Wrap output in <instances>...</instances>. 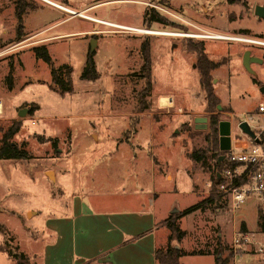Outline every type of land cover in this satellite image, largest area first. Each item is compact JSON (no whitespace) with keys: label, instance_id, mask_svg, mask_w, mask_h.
<instances>
[{"label":"rangeland","instance_id":"obj_1","mask_svg":"<svg viewBox=\"0 0 264 264\" xmlns=\"http://www.w3.org/2000/svg\"><path fill=\"white\" fill-rule=\"evenodd\" d=\"M25 1L33 9H27L22 15L20 38L14 0H0V138L12 121H20L19 131L11 140L18 145L25 142L29 154L25 159H0V222L10 220L13 232L26 239L23 240L25 249L41 251V247L37 249L26 242L32 241L33 231L42 230L48 216L68 212L65 203L69 206L73 193L80 187L88 192L85 170L75 173L81 163L93 173L91 206L94 209L140 208L130 203L134 200L130 192L122 190L125 180L119 175L95 174L94 168L102 161L106 169L113 167V163L127 167L132 151L124 146L114 151V140L132 133V127L136 126L133 122L140 118L137 113L142 108L152 116L155 114L156 119H171L176 113H182L184 122L177 126L176 141L185 158V153L194 151L203 155L204 160L198 164L188 160L184 171L191 179L195 195L187 189L186 178L178 181L182 194L177 196L180 211L174 213L177 217L172 219V227L185 234L177 241L175 232L171 234L172 228L166 225L162 232L167 238L173 237L165 246L180 243L188 251L182 257L186 264H212L216 258L208 253V247L221 241L223 254L229 253L231 234L239 231L241 224L255 241L263 244L258 214L264 213V202L255 195H247L237 206L232 204L229 193L219 187L224 180L217 181L214 176L220 171L213 166L215 156L221 154L219 135L215 148L207 141V131L211 116H216L218 121H230L234 140L245 138L236 124L244 118L243 112L252 113L264 122L257 111L259 105L264 106V94L260 91L261 85H257H264V45L252 43L264 42V19L253 14L254 6L264 5V0H240L234 4L226 0H52L107 23L132 26L133 30L81 17L44 0ZM151 7L166 18L165 24L152 23L148 27L142 24L144 11ZM135 28L178 35L149 34L137 32ZM212 34L227 38L205 39ZM145 37L150 41L152 71L149 95L141 99L145 79L139 71L140 43ZM187 41L202 42L208 58L221 61L208 76L209 87L217 97L212 114L207 110L206 93L199 83L196 55L186 49ZM36 45L46 47L55 68L61 72L63 67L70 68L71 90L60 93L50 89L51 66L35 58L32 47ZM245 50L262 59L250 64L252 73L242 64ZM89 51L93 53L95 80L81 77ZM9 71L13 79L11 89L5 81ZM160 93L177 99L176 106L168 113L158 109L157 100H153ZM35 106L38 108L30 113L28 109ZM22 108L26 109L24 115H17ZM193 117H207V127L194 129ZM140 128L132 145L136 140L144 144L149 141L146 123ZM94 133L107 140L96 144ZM37 136L56 140V148L50 141H39ZM172 153L170 149L167 155ZM181 167L175 164L178 170ZM52 168L56 170L55 180L50 172ZM197 202L201 203L198 209L181 214ZM28 211L33 212L30 218ZM21 222L27 226L22 227ZM10 235L6 225H0V264L12 263L3 250L5 246L18 249ZM250 259L254 258L243 254L237 262L251 264ZM232 261L228 264H233Z\"/></svg>","mask_w":264,"mask_h":264},{"label":"crops","instance_id":"obj_2","mask_svg":"<svg viewBox=\"0 0 264 264\" xmlns=\"http://www.w3.org/2000/svg\"><path fill=\"white\" fill-rule=\"evenodd\" d=\"M44 1L76 15L82 12H77L69 7L57 4L52 0ZM61 21L62 20L58 22ZM101 21L96 22L126 29H134V27L128 25L112 24ZM205 39L216 40L220 38ZM185 55L187 56V54ZM188 64H190V61H188ZM190 75H192V73ZM164 93L157 94L153 100L154 102L157 100L156 106L158 109H165L168 113L171 107L176 106L177 99H175L173 95L167 94V96H165ZM162 98H165L164 103L161 102ZM1 107L2 104L0 102V110ZM180 108V106H177L179 111H181ZM211 113L212 112H210V114ZM137 114L140 118L134 120L133 123H136V126L132 127V133L127 137L124 135V138L117 137L114 140V151L119 150V147L122 148L123 146L132 151V156L128 158V163L126 164L127 167H118L117 164L113 163V167L106 169L102 167L101 164H105L104 161H102L99 166H95L94 173L98 175L101 173H108L113 176L119 175L121 179L126 182L122 190L124 192L127 191V194L130 192L131 198L134 199L130 203L132 205H139L140 208H138V206L137 208L128 207L114 211L94 209L91 206L93 201V199H91L93 196L91 191L94 190L91 183V180L94 179L93 173H89L88 171L91 168L81 163L75 169V173H77V170H82V172L85 170L83 175L85 181L88 183V192L85 193L80 187V191L77 190L73 193L69 206L65 203L68 212L48 216L44 220V228L42 230L36 229L33 231L34 233L30 236L32 241L27 239L26 242L29 244L32 243L37 249L41 247V251L32 248H27L28 250H26L23 245V240L25 241L26 239H22L18 234L13 232L9 224L10 220L3 223L2 221L0 222V225H6L11 234L10 237L14 241V245L17 246L18 251L22 252L28 258L29 264H159L155 259V250L166 247L167 241L172 240L167 238L162 230H166V222L170 218V215L180 211V204L177 199V196L181 194L178 181H183V178H186L188 185L187 189L192 192V195H195L192 191L191 179L184 171L186 172L188 160L196 164H198V162H195L189 156L193 151L187 155L185 153L187 157L185 158L181 145L176 141L177 126L179 124L182 125L184 122L182 120V113H176L171 119H156L155 114L152 116L150 112H144L142 108ZM243 114L246 113L243 112ZM247 114L252 115V113ZM260 115L263 116L261 113ZM195 118L196 117L192 118L193 128L200 130L195 127L197 125L194 122ZM144 122L146 126H148L150 133L149 141L147 144H144L136 140L137 143L132 145L133 140L140 132L141 124H144ZM92 137L96 144L103 140H107V137H98L95 133L92 134ZM233 141L234 139L231 133L230 145ZM170 149L173 153L168 156L167 154L170 153ZM225 151L226 150H224V154ZM113 152H109V154L112 155ZM224 154L215 156L214 162L222 163L219 157ZM176 160H179L181 163L175 162ZM141 161H143V164H141ZM176 163L183 165V167L178 170V168H175ZM213 166L216 167L215 164ZM50 172L53 174V179L55 180L57 176L56 170L52 168ZM216 174L218 181L220 173L218 174L217 172ZM145 194H148L146 200ZM28 213H30L28 217H32L33 212L31 213L28 211L27 214ZM15 225L18 226L17 223H15ZM21 225L22 227L27 226L24 222H21ZM232 230L234 231L235 227H233ZM35 233L36 235H34ZM233 233L231 234L230 244ZM220 243L218 241L216 246L213 245L211 248L208 247V253L210 254L211 252L215 258H223L228 254H223ZM172 246L182 249L180 243H175ZM182 251L186 254L188 253V251H184L183 249ZM243 254L246 256L250 255L254 258L249 260L251 264H264V256H256L254 253L249 252ZM183 255L180 256L179 262L186 264L182 261ZM229 260H232V257H230ZM11 261V264H16L14 260L11 259ZM232 262L234 264V260ZM235 263L240 264L237 262V258ZM212 264H215V262L213 261Z\"/></svg>","mask_w":264,"mask_h":264},{"label":"trees","instance_id":"obj_3","mask_svg":"<svg viewBox=\"0 0 264 264\" xmlns=\"http://www.w3.org/2000/svg\"><path fill=\"white\" fill-rule=\"evenodd\" d=\"M229 4L239 3L240 0H226ZM27 9H33V6L29 3H27L25 0H14V10L15 15L17 18V21L19 23V26L17 28V37L22 36L21 33V21H22V15L27 11ZM167 22L166 18L156 9L153 7L148 8L144 11L143 17H142V24L146 27H148L152 23H160L165 24ZM184 32V30H181ZM19 39V38H18ZM185 47L188 51L194 53L196 55V64L197 68L200 74V80L199 83L201 87L203 88L204 92L206 93V105L207 110L211 112L213 109V106L217 103V98L212 92L211 88L209 87L208 82V76L211 69L215 68L216 66L221 64V61L215 62L212 59L208 58L207 53L204 50V46L202 42H190L187 41L185 43ZM32 52L35 56V58L40 59L44 61L45 63L49 64L51 66V83H50V89L53 91H58L60 93H64L66 91L71 90V79H70V68L69 67H63V71L61 72L57 68L53 66L52 59L48 54V51L44 45H36L32 47ZM93 53L91 51L88 52L85 62V67L82 72L81 77L83 79L87 80H95L97 78V73L95 70V65L93 63L92 59ZM140 56L142 59L139 71L142 72V76L145 79V87L140 95V98L143 99L145 94H149L150 86H151V71H152V61H151V47H150V41L148 37H145L141 43H140ZM64 72V73H63ZM6 86L8 89H11L13 87V79L11 72L9 71L7 76L5 77ZM257 83V81H254ZM37 108L35 106L34 108H30L29 112L31 113ZM218 118L216 116H211L208 124V131H207V141L210 144V146H213L216 148L217 145V137H218ZM20 121H12L11 124L6 128V130L3 132L0 138V159H25L28 158L29 154L27 150L25 149V142H21L19 145L12 141L11 138L14 134H16L19 131L20 127ZM37 139L39 141H50L54 148H56V140H53L51 138L44 139L43 136H37ZM218 150V147H217ZM221 154H224V151H221ZM189 156L198 163H203V155H199L196 152H192L189 154ZM215 168L220 169L222 167V163L215 162ZM221 172L218 171V174ZM215 178L217 179V174L215 173ZM213 197V195H212ZM211 197V198H212ZM212 199H205L204 201H208ZM201 205V203H198L196 205H193L185 210L182 211V215L192 212L193 210L198 209V207ZM174 217H177V215L174 216V214L170 215V218L166 222V225L168 227H171V234L175 232L176 240L180 237H182L185 234V231L178 230L177 228H173V222L172 219ZM170 229V228H169ZM258 230L259 232L264 233V213L259 212L258 214ZM173 231V232H172ZM241 232H246L245 225L241 224L240 227ZM173 235H170V239H172ZM7 255L15 261L16 264H29L28 258L20 251H18L16 248H10L5 246L3 249ZM184 252L180 248H176L170 244L166 247V249H156L155 250V259L159 264H182L179 262L180 256H182ZM230 257H232L230 251L229 253L221 258L216 257L215 264H227Z\"/></svg>","mask_w":264,"mask_h":264},{"label":"built area","instance_id":"obj_4","mask_svg":"<svg viewBox=\"0 0 264 264\" xmlns=\"http://www.w3.org/2000/svg\"><path fill=\"white\" fill-rule=\"evenodd\" d=\"M180 35L189 36L186 33ZM257 41V40H256ZM252 43L263 44L257 41ZM258 112L264 120V106L259 105ZM244 118L236 122H246L254 133L251 138L247 135L245 139L234 140L229 149L225 151L222 159L220 179L224 184L219 187L227 191L232 204L237 206L247 195H255L264 202V122L251 114H243ZM248 250L256 256H264V243L255 241L253 235L247 232L234 231L230 244V253L234 264L236 258Z\"/></svg>","mask_w":264,"mask_h":264},{"label":"water","instance_id":"obj_5","mask_svg":"<svg viewBox=\"0 0 264 264\" xmlns=\"http://www.w3.org/2000/svg\"><path fill=\"white\" fill-rule=\"evenodd\" d=\"M253 14L261 19H264V5H255L253 9ZM93 45L90 46V50H93ZM259 59L256 57H252V54L249 50H245L242 55V64L244 69L252 73L250 69V64L252 62H258ZM260 91L264 94V85L260 86ZM218 109H220V106H217ZM26 112L25 108H22L18 111V115L22 116ZM194 122L197 124L195 127L199 129H205L207 127V117H196L194 119ZM230 121L228 120H221L218 122V135H219V149L221 151L228 150L230 147ZM238 128L242 131L244 135H247L249 137H253L254 133L252 130L248 127L246 122H240L238 124ZM219 159L222 161L223 156L221 155Z\"/></svg>","mask_w":264,"mask_h":264},{"label":"bare ground","instance_id":"obj_6","mask_svg":"<svg viewBox=\"0 0 264 264\" xmlns=\"http://www.w3.org/2000/svg\"><path fill=\"white\" fill-rule=\"evenodd\" d=\"M77 15H79V16H81V17H85V18H87V19H91V20H93V21H101V20H99V19H96V18H94V17H90V16H86L85 14H83V12H81V13H77ZM101 22H103V21H101ZM135 30L137 31V32H144V33H154V34H163V35H177V34H175V33H163V32H160V31H154V30H146V29H138V28H135ZM209 37V36H208ZM209 38H220V39H224V38H227L226 36H224V35H221V34H212V35H210V37ZM242 41H248L247 39L245 40V39H241ZM250 41V40H249ZM256 42V41H255ZM161 102L162 103H164L165 102V98H162L161 99ZM168 103V102H167ZM160 105H162V104H160Z\"/></svg>","mask_w":264,"mask_h":264},{"label":"flooded vegetation","instance_id":"obj_7","mask_svg":"<svg viewBox=\"0 0 264 264\" xmlns=\"http://www.w3.org/2000/svg\"><path fill=\"white\" fill-rule=\"evenodd\" d=\"M178 35V34H177ZM252 57H255L254 55H253V53H252ZM258 58V57H257ZM262 61V59L261 58H259V61L258 62H261ZM255 81V80H254ZM257 85H262V84H257ZM212 114V113H211ZM208 119V118H207ZM230 129L232 130V128L230 127ZM231 133H232V131L230 132V136H231Z\"/></svg>","mask_w":264,"mask_h":264}]
</instances>
